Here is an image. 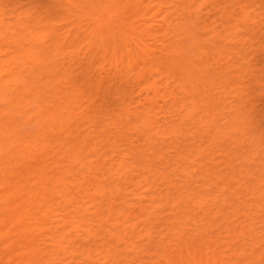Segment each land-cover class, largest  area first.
<instances>
[{"label": "bare ground", "instance_id": "bare-ground-1", "mask_svg": "<svg viewBox=\"0 0 264 264\" xmlns=\"http://www.w3.org/2000/svg\"><path fill=\"white\" fill-rule=\"evenodd\" d=\"M129 1L131 0H123L124 3H122L121 0H7L6 2L8 4L6 6L9 7V9L7 8V10H9L7 16L5 15L6 13L2 11L3 8L0 9V247L2 246L0 249V264H41V260L44 257H47V259L51 261L47 262V264H78L76 263L78 258H82L85 263H94V261L91 260V252L88 249L82 246L68 249V245L65 246V244H72V241L68 240L72 236L81 238L83 241L92 240L93 242L102 240L103 236L96 239L95 233H92L91 230L81 229L82 223L79 222L76 224L70 217V214H67L68 210H70V213H77L79 215L83 211L84 214L80 215V219L95 216L98 218V221H101L102 218L106 216L105 220L108 222L114 218L115 224L121 225L124 228L122 230L124 231L123 233H126L123 237H118V239L129 238L130 240L126 231L131 229V232H133L136 229L135 223H130L135 217L125 210V208L136 207V204L132 203L129 198L123 196V190L127 191V187L125 186L131 183L133 178L132 173L134 170L138 169L136 166L138 164V162L136 164V159L139 160L140 164L144 161L145 157V163H147L149 160H147L146 157L148 158L149 155H147V150H145L146 148L143 147V145L140 149L139 147L132 146L130 142L127 145V149H123L124 151L121 152L117 149L118 138L113 137L115 141H111L113 138L108 139L107 134V137L103 136L107 130L110 134L109 128L112 126L113 127L110 129L115 128L121 130L122 128V132L126 128L131 130L132 134L137 135L140 140L144 141V145L147 143L149 144L151 143L152 133L155 129L154 124L158 121L155 120L156 117L153 116L152 113L156 106L157 98H159V88L155 79L149 78L150 80H145L143 79L144 74L137 73L136 79L144 81L141 89L147 94L145 100L141 103L139 102V105L132 106L131 101H125V98H118L120 102L116 100L117 97L126 95L130 99L131 95L124 92L126 89H123V80L125 79L126 81L136 74L138 63L140 62L139 59L141 57H146L147 60L149 58L148 61H150L152 58L151 56L155 55V58H152L153 60L151 61L156 63L155 61L159 57L155 52V48L157 47H155L153 51L150 47L143 44L145 35L152 38L153 41L154 39L157 40L158 28L156 29V27L158 26L155 25L154 27L156 32H153L151 29L152 33L147 34L146 30H144L146 27H135L134 24L131 23V17H129V22L127 17L125 18L123 16L124 14L122 11V9L130 3ZM141 1L142 0L139 2ZM207 2L208 0H202L201 3L204 4ZM158 4L159 3L155 5ZM132 5L131 9L134 8ZM231 7L223 6V8H221V11L222 9L223 11L220 13L217 20H221V22L223 21V23H225V26L221 24V27H223V32L227 33L226 36L234 35L235 38L238 37L237 35H239L238 33L240 32V30H238L239 20L243 19L245 23V19L248 17L247 12L240 6L237 7V9H230L229 12L228 9ZM124 10L126 11L127 9ZM133 10L136 13V9L134 8ZM134 11L132 12L134 13ZM126 13L128 14L129 11ZM236 13L239 14L242 19H236ZM132 17L134 16L132 15ZM145 17L146 15L144 18ZM243 20L240 25H244V23H242ZM236 21L238 23H236ZM147 22L145 24H147ZM163 23L167 31L171 25L169 22L167 23V21ZM148 24L150 25L151 23ZM174 25L177 26V24ZM151 26H149V28ZM124 28L126 32L129 31L132 32L133 35H136L134 37L133 35L131 36V38H135L132 40V46H130L131 43H127L125 37L127 33ZM174 29L175 31L180 30L178 28L176 30L175 26ZM202 30L207 33L206 25L202 27ZM61 31L63 32L59 33ZM171 33L169 32V34ZM262 33L264 34V32ZM172 34L171 39H174V34L173 36ZM194 35H190L192 37H190V40L192 41L189 43L192 47L189 50L186 45L180 44L179 42H181V40H176V37V42L174 43L173 41L175 40H173L169 45L167 40L170 39V36L168 38L166 37L167 44L165 45H169V48L165 47L163 43L161 44L163 45V49H170L167 50V53H165L166 49H162L163 53H165L162 55H167L169 58H163L166 61L165 65L169 71L171 69H169V67H172V69L176 67L177 70L179 69L177 67H180L183 75L186 73L188 75L189 72H197L198 75L200 74V79L205 78L210 81H208L205 86L214 89V83L212 84V80L209 79L212 77L208 74L210 72V70H208L209 68H207L208 72L206 69H202L201 66L193 65L191 61L192 56L198 58L199 62L206 56L204 53L203 56H200L202 52H196L198 51L196 46L199 45L197 42L199 43L200 38H196ZM184 36L188 37V35ZM220 36L221 33L216 28H213L211 38L215 41H219L222 40V36ZM251 37L252 35H249L248 38ZM190 44L187 43V45ZM26 45H30V47H25ZM193 50L196 54L191 55ZM60 59L63 61L69 59L68 62L61 63L62 70L57 69L59 66L58 60ZM164 60L163 62H165ZM69 62H71V66L66 67ZM154 63L148 62L150 65ZM168 64L170 65L169 67ZM156 65L158 67L157 63ZM154 68L156 70V67ZM154 68L152 69L151 66L152 70H154ZM215 68L217 69L218 67ZM151 69L149 67L148 71L150 72L148 73L150 74H152ZM259 71H264V65L263 67L261 66ZM170 73L172 74L171 71ZM187 75L186 79L188 80L184 82L190 81ZM199 77L197 76L194 81H197ZM200 79L198 81H200ZM205 79L203 81L204 83L207 81ZM62 81L67 82L62 84ZM118 83L119 85L117 86ZM204 83L202 84V89ZM190 84H192V89H195V91H192L193 96L191 95V99L188 98L189 100H186V102L181 105L182 109H180L181 112H183L184 108L187 110L185 114H183V118L189 123H193L194 113L198 109V104L195 101H202L201 106L204 107V97L199 96V94H203L199 85V89H197V85L195 87L193 83ZM110 86H113L111 92L114 91L111 94L112 97L116 94L120 95L113 98L114 100H109V98H111L110 96L108 102V96L106 95H110L109 91L112 89ZM114 87L116 88L114 89ZM218 88H220V86ZM210 89L207 91H210ZM198 90H200V92ZM204 91L203 89V92ZM149 93H151L150 96H148ZM249 93L251 94V92ZM169 94L170 97L174 99L173 92ZM209 97L210 96H205L207 99L206 104H210L213 110L217 109V107H219V98ZM245 98L240 101L241 98L239 97L240 100L237 101L238 103L235 102V104L231 106H236V109L243 107V109H245L243 111L247 115H245L242 110L238 112L229 107V111H226L228 114L225 115L226 112H223V114L229 119L230 126H235L233 127V131L240 130V128L246 131V128L249 129L250 127L249 131L252 134L253 131L257 130V133H255L258 134V138H256L257 136L255 134L256 137H250V143L252 141L254 144L252 143L251 145L253 149L248 150L249 152L251 150L249 153L250 155H255L260 152V150L264 151V148H258L260 147V142L255 143L256 139L259 141V137L264 135L262 134L264 130H261L264 128H259V126L262 125V127H264V123L262 125L259 123L261 119L262 122L264 121V111L262 109L259 111V108H255L256 106L254 107L252 103L246 104L251 98L248 93ZM252 100H255V98ZM107 102L108 105L106 104ZM103 104L105 105L104 108L106 107L105 109L102 108ZM208 104L207 107L209 106ZM225 116L224 118L227 119ZM123 117H125V119H123ZM97 118H101V124L98 123ZM215 118L216 117H211L210 120L213 122ZM219 118L221 120L220 116L218 119ZM95 123L99 125V133L97 130L98 128L96 129L97 131L93 130L96 128L94 127ZM123 123L129 125V128ZM100 125L108 127L107 130ZM91 126L94 128L91 129ZM157 126L158 125H156V127ZM251 126L255 128L252 131ZM223 128H216L217 137H220L218 134L222 132L224 134H222L220 138H223L222 136L229 131L228 134L231 133L232 129L230 130L229 127L224 128L229 130L225 132ZM257 128H259L262 133ZM207 130L208 129H206V131ZM169 131L171 134L175 135V138H178L176 127L170 125ZM93 132L97 134H92ZM244 133L245 132H243V134ZM98 134H102L101 136H103L99 138H107H105V140H107V145L110 147L108 150L105 149L100 152L98 151L99 148L95 147L98 142ZM234 134L232 132V135ZM94 135H96V137ZM171 137H173V135ZM191 137L193 139L194 136L191 135ZM240 137L241 136H239V140ZM94 138L96 139L94 140ZM91 139L96 142V145L93 143L94 141L91 144ZM241 139L243 140V137ZM252 139H255V141ZM242 140L236 146V149L240 150L238 146L244 145V140ZM88 141H90V143ZM209 141H211V139ZM204 143L202 145H204ZM230 143L228 144L230 145ZM86 146H89L87 152V149H85ZM194 148V151L197 150L196 152L201 156L206 152L200 149L201 144H199L193 148L188 147L185 154L178 153L176 157L181 162L185 161L186 157L192 154ZM231 148L233 149L232 146ZM246 154L248 153L246 152ZM234 155L236 156L237 152L234 153ZM239 155H241V157H236L242 159L241 163H245L242 158L243 155ZM88 157H92L90 158L91 160H89ZM246 157L244 156V160H246ZM93 158L96 159L93 160ZM155 158H159L163 161L164 157L156 153ZM197 159L200 160V158ZM166 161L168 160L166 159ZM199 164L201 167L202 163ZM206 164L204 171L201 172L202 167L200 169L202 175L210 177L208 180L205 179V185L216 189L220 188V190L223 187L227 196L224 195L220 197L221 194L213 195L211 193V198L214 200V209L209 210L210 214L207 211L209 208H207L206 211L208 214L203 212L204 214H201L203 217L199 218V221H197V219L195 220L193 217L194 215L190 217L188 212L191 209L194 210V212L198 209L204 211V196H194V194L189 193L188 189L177 188V182L174 183L176 178H174V181L172 180L173 182L169 179L168 181H171V185L166 186V190H172L170 194L180 199V202L171 203L170 207L172 212L173 210L174 212L177 210V214H182L184 219L182 222L184 223H188L194 219L193 221L197 229L199 228V231L197 230L198 232L195 233V235H189L183 231L174 232L173 234L176 239L175 243L171 241L157 242L156 245L158 246L156 247H158V252L151 249L143 256V259L139 258L135 260L133 264H264V238L255 231L257 223L264 227V219L262 220V215H260L264 212V188L262 189L258 185L260 181H257V179L253 181L252 178L251 180L254 182L252 187L247 186V182L246 185H236L237 177L235 176V178V174H233L235 173L234 167H228L231 170L230 173L232 175H230L229 172H218V168L216 170L210 168V165L214 167V165L210 163ZM228 166L232 167L231 165ZM228 168L226 169L227 171L229 170ZM177 169L178 168L174 167L171 172L174 173ZM182 169L183 171L181 173L184 174L185 178H183L184 181L182 179L181 182L187 183L184 186L189 187L188 183H190L193 178V171L187 172L186 167H182ZM221 169H223V167ZM239 169H241V167ZM241 170L238 171L241 173ZM247 175H250V173ZM239 178L240 177H238V179ZM141 179L142 180L138 181V185H140L142 181L147 183L146 188L144 187L146 195L144 196L145 201H148L150 207L152 206L154 209L158 208V190L156 191L155 189L156 194L153 192L154 186L152 185L154 184L150 182L148 177H141ZM108 180L113 182L114 185L112 186V184H109L108 187H106L104 183ZM256 186H259L262 191H259V187ZM90 194L95 198L86 201V198L91 197ZM247 195L251 197L247 198ZM77 197H79L80 200L77 201ZM115 201L119 202L116 204ZM179 203L183 204V208L179 209ZM53 208L55 212H52ZM228 209H231L230 213H226L227 211L223 213V211ZM58 210L61 212L66 211V213L64 212L65 216H63L64 214L61 215V213H58ZM157 210L158 209H156V211ZM156 211H153L152 215L156 213ZM150 212L151 210L149 213ZM49 214L50 217L57 218L56 226L53 227L54 230L49 229L47 232H44V225H46L48 219L51 220ZM231 216L234 218L236 216L234 221L231 220L232 222H230V224L224 227L221 226L223 228H220L229 235V242H227L228 239L226 238V245H224V243L222 244L223 247L226 246V250H218V248H223L221 247L222 245H220L223 237L213 236L212 233H209V229L216 226L215 221L222 219L221 221L223 222V220H227ZM233 217L231 219H233ZM205 219L206 221H204ZM258 219L259 221H257ZM225 222L227 223V221ZM115 224L110 225V227L115 229ZM174 224L175 220L169 222L167 229L173 231ZM108 233L111 235L110 231ZM117 235L119 236L120 233ZM111 236H113V234ZM147 240L149 244L154 241L153 237L151 238L150 236Z\"/></svg>", "mask_w": 264, "mask_h": 264}, {"label": "rangeland", "instance_id": "rangeland-1", "mask_svg": "<svg viewBox=\"0 0 264 264\" xmlns=\"http://www.w3.org/2000/svg\"><path fill=\"white\" fill-rule=\"evenodd\" d=\"M6 1L7 0H0V5H1L0 9L3 8L2 11H4L6 13L5 15L7 16L8 12H9V10H7V8L9 9V7L6 6L8 4ZM131 1H133V0H131ZM131 1H129L130 3L122 9L123 14H124L123 16L125 18L127 17L128 21H129V17H131L130 18V20L132 19L131 23H133L135 27H140V26H143L144 28L146 27V29H144V28L143 29L146 30L147 34H151L152 30H153V32H156V29L158 28L157 29V32H158L157 40L154 39V41H153L152 38L148 37L147 35H145L143 38V44L150 47L151 50L154 51L155 47L158 48V50H157V48H155V52L157 53L156 55L159 56L157 58L158 62L155 59L156 60L155 62L158 64V67H157L156 63L151 61V60H153L152 58H155V55H153L154 57L151 56L152 58L150 61H148L149 58L147 60V58L145 57L146 58V60H145L144 57H141V58L139 57L140 62L138 61L139 63H138L136 74L133 75L131 78L127 79L126 81H125V79L123 80V89H126V90H124V92H127L129 95H131V97H132V98L130 97L131 100L129 99V97L127 95L122 96V97H117L120 94H118V95L116 94L115 96L112 97L111 94L114 92V91L111 92L113 90V86L112 87L110 86V88H112V89H110V91L108 89V91L110 92V95H106V96H108L107 100L110 96H111V98H109V100H114L113 98H115V97H117V99H116L117 101H119L120 98L121 99L125 98V101H131L132 106L133 105H135V106L139 105L141 102H143L145 100L147 94H145L146 92L144 90H143L144 91L143 92L141 89L142 85L144 84V81L143 80L140 81V80L136 79L137 73L144 74L143 79H145V80H147L149 78L155 79L157 81V85L159 88L158 89V92H159L158 97L159 98H157L158 103L156 102V106H155L154 111L152 113H153V116L156 117V118L154 117L155 120H158V121H156V124H154L155 129H154V131L152 133V137H151L152 138V140H151L152 144L147 143L145 145H144V141L140 140V138L137 135L132 134V131L129 129L125 128L123 130V132H122V128H121V130L115 129V128L110 129L113 127L110 124L112 127L109 128V130H110V134H109V131L107 130L108 127L100 125V126H103L102 128L105 127L106 129L105 128L104 129L108 131V132L106 131L105 135H103V136H106V134H107L108 137L107 136L106 137L108 139L113 138V137L118 138L117 139V145H118L117 149L118 150H120L122 152V151H124L123 149H127V145L129 144V142L132 144V146L139 147L140 149H141V146L143 145V147L146 148L145 150H147L146 151L147 155H149L148 158L146 157V159L149 161L147 163H145V157H144V161L139 164V160L136 159V164L138 162V164L136 165L138 169L133 171L132 181L130 180L131 183H129L127 186L122 184L125 187H127V191L123 190V193L126 194V195L123 194V196L126 198H129L132 203L136 204L135 205L136 207H134V208H125L127 213H130L135 217L134 219H132L130 221V223L131 224L135 223L136 229L133 232H131L132 231L131 229H128L126 231L128 237H130V240H129V238L128 239H126V238L125 239H118V237H123V235L126 233H123L124 231H122V230L124 228L121 225H119L117 223L115 224V221L113 220L114 218L112 220H109L108 222L105 220L106 216H104L101 221H98V218L95 216H90V217H87L84 219H80V215L84 214L83 211L80 213V215L77 213H75V214L70 213L69 212L70 210L67 211V214H70V217L72 218L73 221L76 222V224H78L79 222L82 223L81 229L91 230L92 233H95L96 239L103 236V239L100 241H97V242H93L92 240L91 241H89V240L83 241L81 238H76L74 236H72L71 238L68 239L69 241H72V244H67V243L65 244V246L68 245L67 246L68 249L73 248V247H77V246H82L91 252V260H93L94 263H92V262L91 263L90 262L85 263V261H83L82 258H78L76 260V263H78V264H133V262L135 260H137L139 258L143 259V256L147 252H149L151 249H154L155 252H158L159 251L158 247H156V246H158V245H156L157 242L160 243V242L171 241V242L175 243L176 239H175V236L173 234L174 232L183 231L189 235H195V233H197L199 231V228L197 229L196 224L193 221L194 219L188 223H184V222H182L184 220L182 214H177V210H175L176 212H174V210L172 212L171 207H170L171 203L172 202H180V199H178L175 195L170 194L171 193L170 191H172V190H166L165 187L168 185H171V181L172 180L174 181V178H176L174 183L177 182L176 183L177 188L180 187V188L188 189L189 193L194 194V196L195 195H203L204 196V206H203L204 211L202 209L201 210L198 209L195 212L192 209L190 210L191 212L187 211L188 215L190 217L194 215L193 217L195 218V220L197 219V221H199V218L203 217V215H201L203 212L208 214V212L210 213V211H209L210 209L211 210L214 209L213 208L214 207V204H213L214 200L211 198V195H210L211 193L213 195L214 194L215 195L221 194L220 197L226 195V193H225L226 191L223 189V187L221 188V190L223 189L221 191L220 188L216 189V188H213L211 186L205 185L206 180H208V178L210 179V177H207L206 175H202V173H201L202 171L205 170V167H206L205 165H207L206 163H210V164L214 165V167H211V165H210V168H213L215 170L218 168V170H219L218 172L221 171V173H226V172L230 173L231 170L229 168L234 167L235 173H233V174H235L234 177L235 176L237 177V178L235 177L237 182L234 179V181L237 183L236 185H240V184L246 185V182H247V184H248L247 186L252 187L253 183H254V182H252V180L254 181L255 179H257V181L258 180L260 181L258 185L262 189L264 188V179H263L264 178V167H263L264 166V153H263L264 151H261L259 149L260 152H258L259 154L256 153L255 154L256 156L249 154L251 152V150L253 149L251 146L253 142L251 141V143H250V140H251L250 137H252V138H253V136L256 137L258 135V134H256L257 130L253 131L251 134V132L249 131L250 127L248 126L249 129L246 128V131L242 130V128H240V130H234L233 131V127H235V126H230V121L225 116L228 114V112H226V111H229L228 107L231 109L233 108L235 111H238V112L241 110L242 111L245 110V109H243V107L242 108L239 107V109H236V106L234 107L231 105L235 104V102L240 100L239 97L241 98L240 101H242V99L245 98L247 93H248V95H250L251 98L248 101V103H246V104L252 103L254 105V107L256 106L255 108H257V109L259 108L258 109L259 111H260V109H262L264 111V109H263V107H264V97H263L264 96V73L263 72L264 71L263 72L259 71L261 66L263 67V65H264L263 64V62H264V51H263V49H264V34L262 33V32H264V0H216V1L215 0H208V2L204 3V4L201 3L202 0H166V2H165V0H142L141 2H139L140 0H134L137 3H135L134 1H133L134 2L133 3ZM121 2L124 3L123 0H121ZM150 3H152V4H150ZM157 3H159V4L155 5ZM131 5H132V7H134L136 9V13L138 11L137 14L133 10L134 8L131 9ZM225 5H227V6H225ZM231 5H232V7H231ZM223 6L224 7H231L228 9L229 12H230V9H232V8L237 9V7H239V6L247 12L248 18L245 19L246 25L244 23V20L240 17V15L236 13L237 14L236 19L240 18L243 20L242 23H244V25H242V24L240 25L242 20H239L240 21L239 23L237 22L238 20L236 21V23H238V28H239L238 30H240V32L238 33L239 35H237L239 38L238 37L234 38V35L226 36L227 33L223 32V27H221V24L225 26V23H223V21L221 22V20L220 21L217 20L218 16H220V13H222V11H223V9L221 11V8H223ZM195 7H196V9H195ZM168 8H171V9H168ZM199 8H200V10H199ZM124 9H127V10L125 11ZM130 9H131V11H130ZM171 10H172V12H171ZM128 11H129V13L127 14L126 12H128ZM132 11H134V13ZM167 12H168V14H167ZM194 12H195V14H194ZM132 15L134 17H132ZM145 15H146V17L144 18ZM165 15H167V16H165ZM216 16H217V18H216ZM172 18H173V20H172ZM140 20H142V21H140ZM165 21H167V23L169 22L170 25L172 26V27L170 26L169 29H167V31H166V27L163 26V25H165L163 23ZM146 22H147V24L148 23H151V24L147 25V24H145ZM136 23H138V24H136ZM171 23L173 25L177 24V26L176 25H174V26L176 27V30H177V28L180 30L175 31L174 26ZM155 25L158 26V27H156V29L154 28ZM205 25L207 27V33L205 31L203 32V30H202V27ZM149 26H151V27L149 28ZM253 26H255V27H253ZM213 28H216L221 33L222 40L215 41L214 39L211 38V33H212ZM181 29H182V31H181ZM169 30H171L172 33L174 34V39H171L172 33ZM149 31H150V33H149ZM168 31L171 34H169ZM62 32L63 31H61L59 33H62ZM125 32H126V29H125ZM128 32L129 31L126 32L127 34L125 37L127 39V43H129V44L131 43L130 46H132V43H133L132 40L135 39V38L133 39V37L136 35L135 34L133 35L132 32H129V33ZM165 32H167L168 34ZM188 32H189V34H188ZM175 33L177 36L175 35ZM128 34H130V35H128ZM173 34H172V36H173ZM191 34H193V35L195 34L194 36H196V38L197 37L200 38L199 43L197 42V44H199V45L196 46V49L198 51H196V49H195V51L196 52H202L200 56H203V53L206 55L203 57L202 60H200V62H199L198 58H196L195 56L191 57V61H192L193 65H196L199 67L201 66L202 69H204V70L205 69L207 70V68H209L208 70H210V72L208 70L207 71L209 72L208 74H210L212 76L209 79L212 80L211 81L212 84L214 83L213 84L215 86L214 89H210L209 86H205V84H207V82L209 80L204 78L205 80H207V81H205L206 83H204L203 82L204 79L202 78L203 79V81H202V79H200V77H199L200 74L198 75L197 72H193V73L189 72L188 75H187V73L183 75V73L180 70V67H177V68H179L178 70L176 69V67H175L176 70L173 68L175 70L174 71L172 69V67H169L170 65L168 64L169 69L171 68L170 69V71L172 72V74H171L165 65L166 61L163 58L165 57V59H167L168 57H167V55L163 56L162 54H165L168 52L167 50H170V49H167L165 47H168L170 45L169 43H171V41L175 40V37H176V40L180 39L181 42H179V43L186 45V47H188V50H189L192 47V45L189 43L192 41V40H190ZM132 35H133V37L131 38ZM184 35H188L189 38L184 36ZM249 35L250 36L252 35V37L248 38ZM156 36H157V34H156ZM166 37L167 38L169 37L171 39V40L168 39L170 42L167 40ZM236 38H238V39H236ZM248 39H250L251 42ZM155 40H156V42H155ZM166 40H167V43L169 44L168 46L165 45V44H167ZM176 40L173 42L175 43ZM162 41H164V42H162ZM162 43H163V45H165L164 48L166 50L162 48L163 47V45H161ZM177 43H178V41H177ZM187 43L190 45H187ZM197 44H195V45H197ZM30 45H26L25 47H30ZM155 45H157V46H155ZM162 49L165 50L166 52L164 51L165 53H163ZM192 54H196V53H194V50H193V53H191V55ZM17 55H18V53H17ZM163 60L165 62H163ZM68 61H69V59H66L64 61L62 59L58 60L59 66L57 67V69L62 70V64L61 63H65ZM170 61H168V62H170ZM148 62H151L154 64L150 65V64H148ZM215 63H217V64H215ZM68 66H71V62H69L68 65H66V67H68ZM151 66H152V69L154 67H156V70H155V68H154V70H152ZM149 67L152 70L151 71L152 74L148 73V72H150V71H148ZM215 67H218V68L216 69ZM166 70H168V71H166ZM178 72H179V74H178ZM258 73H260V74H258ZM186 75H187V78L190 79L189 82L193 83V86H195V87H196V85H197V87H198V85L200 86V90L202 91L203 94H199V96L204 97V99H203L204 107L201 106L202 101H200V102H198L197 100L195 101L198 104V109L194 113L195 115L193 116V118H194L193 123H189L188 121H186L183 118V116H184L183 114H185V112L187 111L185 108H184L183 112H181V109H182L181 105L184 104L186 102V100H189L188 98L191 99V95L193 94L192 91H195V89H192V86H191L192 84H190L188 81L184 82L185 80H188V79H186ZM152 76H153V78H152ZM197 76L199 77L200 81H198L199 79H197V81H194V79L197 78ZM168 79L170 82L168 81ZM191 79H193V80H191ZM256 81H257V83H256ZM65 82H67V81H62V84H65ZM165 83H166V85H165ZM179 83H180V85H179ZM203 83H204L203 89L205 90L204 92L202 89ZM118 85H119V83L117 84V86ZM181 86H183V87H181ZM189 86H190V88H189ZM219 86H220V88H218ZM115 88L116 87H114V89ZM197 89H199V87ZM209 89H210V91H207ZM168 90H169V93L173 92L174 99H172L170 97ZM189 90H191V91H189ZM200 90H198V91L200 92ZM141 91H142V93H141ZM249 92H251L252 95ZM130 93H132V94H130ZM150 95H151V93L148 94V96H150ZM205 96H210V97L212 96L213 98H219V101H218L219 107H217V109L213 110V108L210 107L211 105L208 103L207 104L209 106L207 107V104H206L207 99L205 98ZM168 98H170V99H168ZM254 98H255V100H252ZM132 99H133V101H132ZM109 100H108V102H109ZM172 100H174V101H172ZM243 101H245V100H243ZM108 102L106 103L107 105H108ZM110 102H112V101H110ZM260 102H262V103H260ZM104 106L105 105L103 104V107H102L103 109L106 108V107L104 108ZM223 112L224 113L226 112V114L224 115ZM243 113H245V112L243 111ZM222 115H224L227 119H225L224 116H222ZM245 115H247V114L245 113ZM219 116L221 117L222 121L220 120V118L218 119ZM211 117H216L215 120H213V122L210 120ZM97 119H96V121H97ZM100 119H98V123H100V121H102ZM123 119H125V117H123ZM128 119H130V118H128ZM257 119H259V118H257ZM256 120H255V124H256ZM225 121H227V122H225ZM128 122H130V121H128ZM96 123L94 126L96 128L93 127L94 128L93 129L91 126V129H93L94 131L99 126V125H97L98 123L97 124ZM259 123L262 125L264 123V121L262 122V119H261ZM123 124H125V123H123ZM156 125H158V126L156 127ZM170 125H173L174 127L177 128V137L178 138H175L174 137L175 135L171 134V132L169 131ZM250 125H252V124H250ZM257 125H258V123H257ZM262 126H259V128L260 127L264 128ZM126 127L129 128V125H126ZM218 127H221V128H223V127L228 128L229 127L230 130L231 129L232 130H231V133L228 134L230 131L223 128L224 132L225 131H229V132H227V134L223 135L222 136L223 138H220L221 135L224 133L222 132V133L218 134V136L220 135V137H217L216 128H218ZM255 127H258V126H255ZM259 128H257V129H259ZM99 129L100 128L97 129L98 133H99ZM206 129H208L209 131L208 130L206 131ZM253 129H255V128L252 127L251 131ZM261 130H264V129H261ZM261 130L259 129V131L262 133ZM242 131L245 133L243 134ZM259 131H258V133L260 135ZM201 132L203 134V137H202ZM232 132H233V134L234 133L235 134L232 135ZM209 133H211V134H209ZM92 134H97V133L93 132ZM262 134H264V132ZM101 135H99V134L97 135L98 136L97 141L99 142L102 140L99 143L97 142V145H96V142L94 141L96 138H94V140H93L94 142L92 141V139L90 140L91 144H92V142L95 143V145H96L95 147L99 148V150L98 149L97 150L100 152H102L105 149L108 150V148H110L109 145H107L108 144L106 142L107 140H105L106 137L105 138H99ZM109 135H110V137H109ZM172 135H173V137H171ZM191 135L194 136L195 138L193 137V139H192ZM94 136L96 137V135H94ZM103 136H101V137H103ZM205 136L208 138H206ZM210 136H212V137L214 136V137L212 138ZM239 136H241L240 140H239ZM261 136L259 138L260 139L262 138V139L261 140L259 139V141H258V139H256V141H255V139L254 140L252 139V140L255 141V143L260 142L259 143L260 147H258V148L262 149V148H264L263 147L264 146V135L262 137ZM242 137L244 140V145L238 146V148L240 147L239 148L240 150H238V149H236V146L240 143V141L242 140L241 139ZM115 138H113V140L111 139V141H115ZM209 138L211 139V141H209L210 140ZM214 138H216V139H214ZM256 138H258V136ZM205 140H207V141H205ZM213 140H215V141H213ZM90 141H88V142L90 143ZM204 141H205V143H204ZM149 142H150V140H149ZM203 143H204L205 147H204V145H202ZM228 143H230V145ZM262 143H263V145H262ZM91 144H87V145H91ZM192 144H193V146H192ZM197 144L198 145L201 144L200 149L206 151L203 154V156L199 155L196 152L197 150L194 151L195 150V148H194L192 154L190 155L191 157L190 156L186 157V160L182 161V162L178 160V158L176 157V155L178 153L185 154L188 147L193 148L195 146H198ZM233 145L235 146V148ZM231 146L233 147V149L231 148ZM86 147H85V149H87L86 150V152H87L89 146H86ZM196 149H198V148H196ZM226 149L227 150L229 149V150L227 151ZM249 149H251L250 152L248 151ZM136 151H138V150H136ZM238 151H239V153H238ZM236 152H237L236 156L241 157V155H239V154L243 155L242 158H243V161H245V163L244 162L241 163L242 159H240L239 157H236L234 155V153H236ZM246 152L248 154H246ZM156 153L158 155L161 154V156L164 157L163 161H161L159 158L158 159L155 158ZM230 153H232V154H230ZM182 156H184V155H182ZM244 156L245 157L247 156L248 158L246 157V160H244ZM260 156H261V158H260ZM196 157L200 158V160H202V159L203 160L200 161ZM228 157H229V159H228ZM230 157H232V158H230ZM90 158H92V157H88L89 160H91ZM95 159L93 158V160H95ZM166 159L168 161H166ZM250 160H252V161H250ZM151 161H153V162H151ZM231 162L233 165L231 164ZM151 163H153V164H151ZM199 163L203 164V165L201 164L202 169H201ZM228 165H231L232 167H230ZM216 166H218V167H216ZM236 166H238V167H236ZM174 167H176L178 169L176 172L173 173L171 171L174 169ZM182 167L183 168L186 167L187 172L193 171V173H192L193 178L191 179L190 183H188L189 187L184 186L187 183L181 182V180L183 178H185L184 174L181 173L183 171ZM222 167H223V169H221ZM226 167L227 168L229 167L228 171L226 170L227 169ZM240 167H241V169H243V168L244 169L241 170V169H239ZM261 167H263V168H261ZM249 168H251V169H249ZM200 169H201V172H200ZM238 170H241V173ZM243 172H244V174H243ZM260 172H261V174H260ZM248 173H250V175H247ZM181 174H183V175H181ZM230 175H232V174L230 173ZM141 177H148L150 182L152 184H154L152 186H154L153 192L155 194H156V191L158 190L157 191L158 192V208L154 209V207H152V206L150 207L148 204V201H145L144 196H146V195H145L144 189L146 188L147 183L145 181H142L141 184L138 185V181L142 180ZM230 177H232V176H230ZM238 177H240V178L238 179ZM169 179L171 181H168ZM260 179L262 180V182ZM183 181H184V179H183ZM104 184L106 187H108L109 184H112V186L114 185L113 182H111L109 180L107 182H105ZM124 186H122V187H124ZM182 186H184V187H182ZM259 186H256V187H259ZM120 187H121V184H120ZM260 187H259V191H262V189ZM155 189H156V191H155ZM90 196L91 197L86 198L85 200L89 201V200L95 198L91 194H90ZM250 197L251 196L247 195V198H250ZM78 200H80L79 197H77V201ZM118 202L119 201H115L116 204ZM178 206H179V209L183 208V204H181V203H179ZM207 208H209V209L207 210ZM156 209H158V210L156 211ZM150 210H151V212L149 213ZM153 211H156V213H154L152 215ZM52 212H55L54 208H53ZM57 212L61 213V215L64 214L63 216H65V213H66V211H62L63 212L62 213L59 210ZM91 212H93V211H91ZM225 212L230 213L231 209L223 211V213H225ZM173 213H176V214H173ZM263 213L260 214V215H262V220L264 219ZM232 217L233 216H231L227 220H223V222L221 221L222 219L215 221L216 226H214L212 229H209L210 230L209 233L210 234L212 233L213 236L216 235L215 237H220V238L223 237L222 238L223 241L221 240L220 245H222L223 243H224V245H226V243L229 242V239H228L229 235L227 233L223 232L222 231L223 229H220V228H223L225 225H228V224H230V222L234 221L236 216H235V218L233 217V219H231ZM260 217H259V219H260ZM49 218L51 220L48 219L46 225H44L45 226L44 232H47V230L53 229V227L56 226L57 218L56 217H50V214H49ZM259 219L257 221H259ZM174 220H175V224H174L175 226L173 227L174 230L170 231L169 229H167L168 223L172 222ZM204 221H206V219ZM225 221H227V223ZM176 222H177V224H176ZM218 222H219V224H218ZM112 224H115V227H116L115 229H112L110 227V225H112ZM258 224L259 223H257V225L255 226V231H256V233H258V235L260 234L264 238V227H262L261 224H259V225ZM221 226H223V227H221ZM214 228H215V230H214ZM218 230H219V232H218ZM109 231H110L111 235L113 234V236H111L108 233ZM118 233H120L119 236L117 235ZM97 234H98V236H97ZM219 235H221V236H219ZM149 236L151 238L153 237V239H154V241L150 244L147 242L148 241L147 239ZM40 239H41V237H40ZM226 240H227V242H226ZM221 247H223V245ZM1 248H2V246L0 247V249ZM221 249H224L223 251H225L226 246H224L223 248H218V250H221ZM57 259H59V258H57ZM238 260H239V258H238ZM47 262H51L50 259H47V257L42 258L41 264H47ZM263 263H264V261H263Z\"/></svg>", "mask_w": 264, "mask_h": 264}]
</instances>
